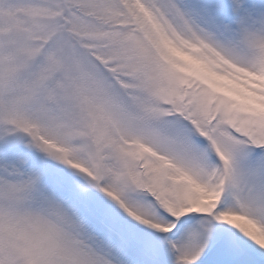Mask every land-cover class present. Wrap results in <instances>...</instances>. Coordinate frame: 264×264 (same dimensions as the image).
<instances>
[{
  "label": "snow or ice",
  "instance_id": "obj_1",
  "mask_svg": "<svg viewBox=\"0 0 264 264\" xmlns=\"http://www.w3.org/2000/svg\"><path fill=\"white\" fill-rule=\"evenodd\" d=\"M0 264H264V0H0Z\"/></svg>",
  "mask_w": 264,
  "mask_h": 264
}]
</instances>
